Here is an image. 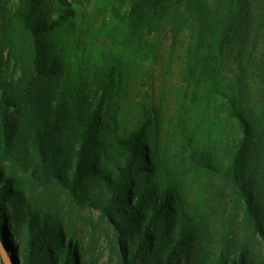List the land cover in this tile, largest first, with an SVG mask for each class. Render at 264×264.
<instances>
[{"label":"trees","instance_id":"16d2710c","mask_svg":"<svg viewBox=\"0 0 264 264\" xmlns=\"http://www.w3.org/2000/svg\"><path fill=\"white\" fill-rule=\"evenodd\" d=\"M57 1L46 23L45 0H0V241L13 264H264V25L251 11L264 0H99L89 27L112 41L100 57L74 44L76 12ZM162 24L175 44L186 34L176 110L163 92L125 109Z\"/></svg>","mask_w":264,"mask_h":264},{"label":"rangeland","instance_id":"374dc122","mask_svg":"<svg viewBox=\"0 0 264 264\" xmlns=\"http://www.w3.org/2000/svg\"><path fill=\"white\" fill-rule=\"evenodd\" d=\"M68 1L77 15L73 20V22L76 24V30L72 39L74 44L84 43L83 47H85L86 42L90 43L89 45L92 47L91 50L94 54V57H100L103 53L102 51L105 49V43H111L112 41H108L105 39V37L95 33V30L97 31L98 27H96L97 29L95 28L93 31L92 27H89V24H91L90 19H92V22L94 23L97 22V24H102V18L99 15L101 9L99 7H102V4H100L99 0ZM212 2L215 4L217 0H213ZM60 10H62L60 2L57 0H45L44 8H42L41 11V13H43L42 20L46 23L52 22L55 19L57 12ZM251 11L254 16L261 18L260 20L264 25V6L256 8L255 5ZM161 26V35L159 36V41H157L155 50L150 53V56L147 60H137L139 65L133 66L132 78L127 91L128 93L125 99H123L124 106L126 107L125 109L130 110L134 104V101H138L141 97L145 96L144 92H149L152 98L155 97L157 99L163 92V94H165L163 101H165L166 104L164 107L165 113L172 115L176 110V102L178 101L183 80L182 69L184 66L182 64V59L186 48L184 44L186 34L179 38V42L175 44L171 33V28L165 24H162ZM66 27L67 30L65 32H67V34H64V32L63 35L71 34V29L68 28V25ZM150 38V42L152 43L156 38L155 34L149 36V39ZM85 39H87V41ZM87 46L86 50L90 49V46ZM75 50L76 49L73 46L71 52L75 54ZM256 53V57H264V34L261 35V38L258 41ZM76 56L77 55H75V57ZM68 57L71 58L68 61L70 66L72 65L71 68H73V65H75V58L73 56ZM97 217L98 216H96V219ZM11 234H13V228L11 230ZM101 252L103 253V251ZM1 260L3 261L0 253V261ZM106 262L107 257L105 256L102 258L99 264H106Z\"/></svg>","mask_w":264,"mask_h":264},{"label":"water","instance_id":"95a60500","mask_svg":"<svg viewBox=\"0 0 264 264\" xmlns=\"http://www.w3.org/2000/svg\"><path fill=\"white\" fill-rule=\"evenodd\" d=\"M0 253H1V256H2V259H3V262L5 264H13L12 259L8 255V253L5 250V248L2 246L1 242H0Z\"/></svg>","mask_w":264,"mask_h":264}]
</instances>
